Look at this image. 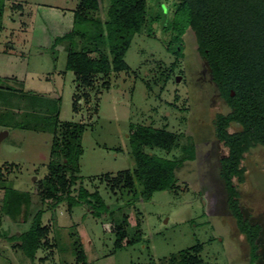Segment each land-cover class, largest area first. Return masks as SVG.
<instances>
[{
  "label": "rangeland",
  "instance_id": "374dc122",
  "mask_svg": "<svg viewBox=\"0 0 264 264\" xmlns=\"http://www.w3.org/2000/svg\"><path fill=\"white\" fill-rule=\"evenodd\" d=\"M2 1L0 264H81L76 259L81 249L86 264H170L171 256L197 244L202 249L190 252L201 264H251L248 244L227 208L219 176V155L227 151L215 138L213 118L228 107L190 31L183 36L182 56L167 47L176 0H147L145 26L125 54L128 69L97 76L92 85H80L65 68L69 41L55 44L56 37L71 31L85 36L96 31L93 22L73 23L82 0ZM108 1L100 0L91 17L103 21ZM154 16L159 18L152 20ZM86 38L74 36V49L89 50L93 43ZM97 55L94 51L90 56ZM55 106L57 130L64 121L85 125L81 178L70 185V195L77 197L80 186L98 191L106 209L88 203L69 208L65 197L43 201L40 196L48 172ZM130 125L164 128L177 135L172 150H152L181 161L172 189L142 199L138 186H116L115 179L124 182L127 170L135 167ZM237 128L231 125L228 130ZM242 164L244 181H234L244 217L261 226L255 264H264V146L251 148ZM7 189L14 194L5 193ZM16 193L22 195L17 203L11 200ZM38 209L44 211L42 222L49 226L51 246H42L32 259L14 245L18 240L11 235L27 230ZM113 222L121 223L127 234L119 248L114 246Z\"/></svg>",
  "mask_w": 264,
  "mask_h": 264
},
{
  "label": "trees",
  "instance_id": "16d2710c",
  "mask_svg": "<svg viewBox=\"0 0 264 264\" xmlns=\"http://www.w3.org/2000/svg\"><path fill=\"white\" fill-rule=\"evenodd\" d=\"M99 1L82 0L81 11L74 13V24L93 22L97 26L93 34L85 36L82 32L71 31L55 39V44L63 40L69 41L65 68L74 73L80 85H92L97 76L110 77L112 73L128 69L125 54L134 35L144 28L147 20V0H109L103 21L91 17V13L99 9ZM174 2L172 39L167 46L169 52L182 56V48L185 47L183 36L190 31L196 50L208 63L219 96L228 107L226 113L218 112L213 118L215 138L227 151L219 160V176L223 180L227 206L238 232L248 244L250 262L255 264L258 259L256 240L261 226L244 217L237 183L243 182L245 178V167L242 164L245 154L257 145L264 146V0ZM3 8L4 3L0 0V19ZM155 18L158 19L159 16L151 19ZM179 19L185 20V24L178 26L176 23ZM74 36L82 39L87 37L86 41L93 43V46L89 50L74 49ZM173 42L176 44L171 47ZM94 51L98 53L97 57L90 56ZM76 101L72 103L74 111L77 110ZM55 111L48 172L45 187L40 192L42 200L55 198L61 201L65 197L69 208L88 203L92 207L106 209L98 191L89 192L80 186L77 197L70 195V185L81 178L78 175L79 157L82 153L81 138L85 125L81 122L64 121L60 130H57L60 123L56 106ZM231 125H237L238 128L229 131ZM177 138L175 133L164 128L130 125L128 141L135 167L127 170L124 182L120 180L121 177L119 181L115 179L116 186H138L142 199L150 197L155 191L172 189L177 180L176 169L181 161L157 156L152 150L158 148L170 151L177 146ZM189 152L192 157L193 148ZM5 191L10 196L14 194L11 189ZM21 196L16 193L11 200L17 203ZM6 198L7 195H4L2 202ZM2 204L5 208L6 205ZM43 212V209H38L27 230L11 235L18 240L14 245L32 259L42 246H51L48 239L49 226L42 222ZM113 223L114 246L119 248L127 234L121 223ZM201 249V245L197 244L181 250L177 255L171 256L169 262L201 264L198 255L190 252L192 250L198 253ZM76 254V259L81 264H86L84 251L78 250Z\"/></svg>",
  "mask_w": 264,
  "mask_h": 264
},
{
  "label": "flooded vegetation",
  "instance_id": "af4514ba",
  "mask_svg": "<svg viewBox=\"0 0 264 264\" xmlns=\"http://www.w3.org/2000/svg\"><path fill=\"white\" fill-rule=\"evenodd\" d=\"M206 61V60H205ZM206 64H207V67H208V69H209V73H210V68H209V66H208V63H207V61H206ZM210 76H211V73H210ZM211 79H212V77H211ZM219 94V93H218ZM220 97V96H219ZM222 156H223V154H221V155H219V160L222 158ZM218 164H219V161H218ZM225 200H226V198H225ZM227 208H228V206H227ZM229 209V208H228ZM231 213V212H230Z\"/></svg>",
  "mask_w": 264,
  "mask_h": 264
},
{
  "label": "water",
  "instance_id": "95a60500",
  "mask_svg": "<svg viewBox=\"0 0 264 264\" xmlns=\"http://www.w3.org/2000/svg\"><path fill=\"white\" fill-rule=\"evenodd\" d=\"M5 133H6V131H5ZM5 133H4V134H5ZM1 138H2V134L0 135V139H1Z\"/></svg>",
  "mask_w": 264,
  "mask_h": 264
}]
</instances>
